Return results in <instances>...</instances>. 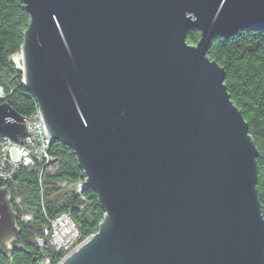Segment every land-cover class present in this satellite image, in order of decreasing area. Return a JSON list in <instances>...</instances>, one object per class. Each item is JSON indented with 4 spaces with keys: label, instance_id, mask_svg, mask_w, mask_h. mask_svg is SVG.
<instances>
[{
    "label": "water",
    "instance_id": "water-1",
    "mask_svg": "<svg viewBox=\"0 0 264 264\" xmlns=\"http://www.w3.org/2000/svg\"><path fill=\"white\" fill-rule=\"evenodd\" d=\"M22 3L23 85L105 213L58 264H264L258 150L208 57L264 27V0ZM25 120L0 103V135L22 143ZM16 235L0 187V251Z\"/></svg>",
    "mask_w": 264,
    "mask_h": 264
},
{
    "label": "trees",
    "instance_id": "trees-1",
    "mask_svg": "<svg viewBox=\"0 0 264 264\" xmlns=\"http://www.w3.org/2000/svg\"><path fill=\"white\" fill-rule=\"evenodd\" d=\"M29 19L22 0H0V87L4 93L0 103H8L25 118L36 112L37 104L24 87L23 72L12 57L20 53ZM199 39L197 29L188 30V44L196 45ZM208 57L224 69L227 91L256 143L257 190L264 215V27L240 30L229 38L215 37ZM49 154V165L20 167L12 181L0 180V187L10 195L17 227L11 245L1 248L0 264H58L71 249L97 232L104 217L92 190H83L84 199L76 190V184L85 176L73 150L55 141ZM16 198L20 205L15 204ZM61 213L71 216L79 233V239L68 249H56L43 233L49 220ZM26 215L29 219L24 222L21 219Z\"/></svg>",
    "mask_w": 264,
    "mask_h": 264
},
{
    "label": "built area",
    "instance_id": "built-area-1",
    "mask_svg": "<svg viewBox=\"0 0 264 264\" xmlns=\"http://www.w3.org/2000/svg\"><path fill=\"white\" fill-rule=\"evenodd\" d=\"M3 97L4 93L0 87V100ZM25 122L29 132L21 139L22 143L0 135V180L12 181L20 167H30L36 163L45 167L52 160L49 148L53 142H49L46 136L38 108ZM84 186L85 179L76 184V190L82 199ZM15 204L20 205L19 198H16ZM28 219L29 216L26 215L21 220L26 222ZM43 233L49 237L50 243L56 249H68L79 239L77 226L68 213H61L49 220ZM38 243L42 244V241L38 240Z\"/></svg>",
    "mask_w": 264,
    "mask_h": 264
},
{
    "label": "bare ground",
    "instance_id": "bare-ground-1",
    "mask_svg": "<svg viewBox=\"0 0 264 264\" xmlns=\"http://www.w3.org/2000/svg\"><path fill=\"white\" fill-rule=\"evenodd\" d=\"M13 60H14V62L16 63V65H17L19 68H22V60H21V54H20V53L14 55V56H13Z\"/></svg>",
    "mask_w": 264,
    "mask_h": 264
},
{
    "label": "rangeland",
    "instance_id": "rangeland-1",
    "mask_svg": "<svg viewBox=\"0 0 264 264\" xmlns=\"http://www.w3.org/2000/svg\"><path fill=\"white\" fill-rule=\"evenodd\" d=\"M12 60H13V57H12ZM14 61V60H13ZM15 63V62H14ZM16 64V63H15Z\"/></svg>",
    "mask_w": 264,
    "mask_h": 264
}]
</instances>
